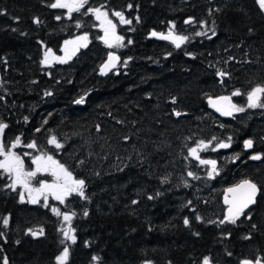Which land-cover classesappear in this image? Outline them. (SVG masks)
<instances>
[{
    "label": "trees",
    "instance_id": "16d2710c",
    "mask_svg": "<svg viewBox=\"0 0 264 264\" xmlns=\"http://www.w3.org/2000/svg\"><path fill=\"white\" fill-rule=\"evenodd\" d=\"M53 2L0 0V121L9 125L1 138L7 147L20 137L12 150L22 155L29 143L52 147L55 136L63 147L54 153L85 180L87 197L69 199L76 243H61V216L43 201L21 202L20 188L8 187L12 179L0 169V264L4 257L57 264L65 246L66 264L264 263V156L251 160L244 148L251 137L264 155V108L247 101L264 87V12L255 0H88L70 17ZM101 6L132 21L117 22L122 61L107 74L99 68L113 48L87 12ZM172 24L188 37L179 48L150 35ZM81 33L90 41L76 55L41 63L48 49L59 52ZM220 64L225 77L217 75ZM221 93L245 111H213L207 98ZM200 141L210 142L206 155L219 163L211 177L212 166L189 154ZM248 177L261 187L256 203L235 224H221L225 188ZM41 229L35 237L29 231Z\"/></svg>",
    "mask_w": 264,
    "mask_h": 264
},
{
    "label": "snow or ice",
    "instance_id": "6c2138e0",
    "mask_svg": "<svg viewBox=\"0 0 264 264\" xmlns=\"http://www.w3.org/2000/svg\"><path fill=\"white\" fill-rule=\"evenodd\" d=\"M256 4L259 6V9L264 12V0H255ZM88 3V0H55V2L49 4V7L53 9H67V12L69 14V17L71 16V13L73 12H79L82 8L85 7V5ZM129 8L132 7L131 4L128 5ZM103 6L97 7V8H88L87 12H90L95 15V18L99 21H101L102 27H104V42L108 45V47L113 46H123V37L116 35V25L112 23V21L108 18L109 13L108 11L102 10ZM211 9L209 10V14L211 15ZM115 17L119 18L120 23L122 24H131V20L126 19L123 12L115 11L112 13ZM57 20L61 19L60 16L56 17ZM139 18L137 17V21ZM35 23L39 24L40 21L36 19L34 21ZM192 19L186 20L185 23H192ZM215 22L213 21V24ZM104 25H107L106 27ZM77 27H79V24H77ZM175 28V25L172 24V29ZM15 31V29H13ZM152 36H156L159 39L163 40H170L177 48H179L185 41L188 40L187 36L183 35H177L172 31L171 29L165 35L164 33H157L153 31L151 33ZM196 35H207L206 32H197ZM213 35H215V31L213 29ZM87 35L81 36L78 38L79 43L76 41H65V56L70 59L72 55H75L76 50H78L79 47H86L87 46ZM211 39V37H209ZM131 43V41H129ZM74 44L76 45L75 48L71 52L68 51L67 45ZM51 59L57 60L59 63H65L66 59L62 57H54L51 49H48L44 53V58L41 61L44 65H49ZM119 57L114 55L113 53L108 54V61L101 67L100 71L101 74H107L109 70L116 67V63L118 62ZM217 75L219 77H225L228 75V73L224 71H218ZM233 96H239L241 95V92L239 90H236L232 93ZM264 95V87L262 86H256L253 88L250 92L247 93V101H248V107L249 108H256V107H262L264 108V103H261V97ZM175 102V101H173ZM77 104L83 103V98L76 101ZM209 104L216 109V111L220 112L221 115L225 116H231L233 112H243L245 109L243 107H237L235 104L231 102L230 97H219L217 100H209ZM177 116L181 115V113L176 112ZM27 119V118H25ZM9 125L7 123H4L3 121H0V137L3 136L5 129H7ZM39 131V129H37ZM215 139V138H213ZM231 139V138H229ZM49 144L54 145L57 149L63 147L62 144H60L55 136H52L49 141ZM21 144L20 137H16L15 141L10 145L7 146L3 143L2 140H0V156H3L4 159L0 160V169H3V171L7 174H9L10 177H12V183L8 185V187H11L13 190L16 189L17 185L22 186L29 195V201L31 203H37L39 196L33 195V192H36L38 194L43 195L45 191L51 192V194L54 196V198L61 203L64 202L65 198L72 193L78 194L82 198H86L85 196V186L86 182L83 179H74L72 177V173L67 170V168L64 167V165L59 164L57 161L53 160L51 156H47L46 158L44 156L36 157L33 160V163L36 164V171H24V162L21 159L19 155H17L12 149L16 148ZM210 142L205 143L204 141H200L195 148L189 149V154L200 161L201 164H210L212 166V171L209 172V177L212 176L213 173L216 172V161L215 160H203L199 156V150H204L209 148ZM230 144L228 143H220L218 145L219 148H228ZM28 148H35L36 144L29 143L26 145ZM244 147L246 149H251L253 147V141L251 139L244 141ZM213 150H216L213 148ZM27 155V153H25ZM252 160H260L262 157L259 154L252 155L250 157ZM51 168L52 175L56 177L57 181H60L63 179V183H53V184H42V187L39 189H32L29 186V180L30 178L34 177L36 175V172L39 171H49ZM189 176H194L192 172L188 173ZM260 189L258 188L257 184L254 183L251 180L245 179L241 181L239 184H237L235 187H231L227 189V193L231 194V196L226 195L224 198V203L228 205L227 214L225 215L224 219L220 221L221 224L225 223L227 221L228 223L235 224L236 221L242 216L245 215V212L251 205H254L256 203V196ZM20 200L21 202L24 201V193L21 192L20 194ZM152 197H149L151 199ZM47 200V196H45V201ZM133 203H136V201H133ZM47 206V204H45ZM52 211L57 215H63V220L65 222H68L67 228H62L60 231L63 235V240L61 243H64V241H71L73 244L76 243V236H75V229L71 227V220L73 218L72 215H69L68 213H63L53 208ZM85 215H87V212H85ZM248 218L250 219L251 216L249 215ZM197 219H200V217H197ZM9 223L7 218L3 219L4 226H7ZM185 225L189 223L188 219L186 218L184 221ZM253 228L256 227V225H252ZM31 235L34 237L37 235H43V229L39 230V232H35L32 230H29ZM3 233H0V236H2ZM250 237H245V239H249ZM230 255V253H229ZM69 257V248L67 246L64 247L62 253L56 257L57 264H66V261ZM94 261L98 260L99 257L93 256L92 258ZM3 264H9L7 257L3 258ZM203 264H211V261L208 257H205L203 259ZM242 264H261L260 259H256L254 262L252 260H244L242 261Z\"/></svg>",
    "mask_w": 264,
    "mask_h": 264
},
{
    "label": "rangeland",
    "instance_id": "374dc122",
    "mask_svg": "<svg viewBox=\"0 0 264 264\" xmlns=\"http://www.w3.org/2000/svg\"><path fill=\"white\" fill-rule=\"evenodd\" d=\"M94 8H97V7H94ZM102 10H105V11H108L107 9H105V8H102ZM113 12H115V11H113ZM113 12H109L108 11V13H109V16H108V18L112 21V23L113 24H115L116 25V29H115V31H116V35H118V36H121L120 35V33L118 32V24H117V22L119 21V18L118 17H115L114 15H112V13ZM120 22V21H119ZM105 27L107 26V25H104ZM97 27H98V29H100V35L102 36V39H103V42H104V37H105V33H104V27H102V25H101V21H99L98 20V23H97ZM172 31H173V29H171ZM84 35H87V43H89V41H90V35H88V34H86V33H81V34H78V35H76V36H74V37H72L71 39H69V40H66V41H76L77 43H79V41H78V38L79 37H81V36H84ZM122 37V36H121ZM105 43V42H104ZM107 45V44H106ZM108 46V45H107ZM76 47V45H74V44H69V45H67V49H70V52L73 50V48H75ZM82 47H79L78 48V50H76V52H75V55L77 54V52L81 49ZM109 48H113V49H111V50H116V51H118V46H113V47H109ZM60 57H62V58H65L66 56H65V48H64V50H62L60 53ZM74 55H72L71 57H73ZM66 59H68L67 57H66ZM225 70H226V65H224V64H220V65H218V67H217V71H224L225 72ZM230 96V98H231V102L234 104V102H233V98H232V96L231 95H229ZM235 105L237 106V107H242V106H240V104H238V103H235ZM0 140H2V138L0 137ZM205 143H207V142H205ZM195 147H197V146H194V147H192V148H195ZM25 150H23V152L21 153L22 155H19L17 152H15L14 150H12V151H14L17 155H19L20 157H21V159L23 160V162H24V171L25 172H28V171H36V164H34L33 163V160L36 158V157H40V156H44L45 158L47 157V156H51L52 158H53V160H55V161H57L59 164H62V165H64V167L65 168H67V170L69 171V172H71L72 173V177L74 178V179H80V178H78L77 177V175L69 168V166H68V164H67V162H65L62 158H61V156L60 155H58L57 153V155L54 153L57 149H56V147L54 146V145H52V147H50V146H47V145H45L44 143L43 144H40V145H36V147L35 148H28V147H25L24 148ZM198 151H199V156H200V158L201 159H203V160H213L214 158L213 157H209V156H207L206 155V152H208L209 151V149L207 148V149H204V150H199L198 149ZM25 153H27V155H25ZM4 159V157L3 156H1V160H3ZM26 159H29V162H28V164L30 165V166H27L26 165ZM198 162H199V164L200 165H202V166H204V165H208L207 166V168H209V165L210 164H201L200 163V161L199 160H197ZM218 162H216V169L218 168ZM204 168V167H203ZM206 168V169H207ZM205 169V168H204ZM212 170V169H211ZM202 174V173H201ZM11 179H12V177H11ZM199 179H202V177L201 176H198V181H200ZM63 183V179H61L60 181H57L56 180V177L55 176H53L52 175V172H51V168H50V170L49 171H39V172H36V175L34 176V177H32V178H30V180H29V186L32 188V189H39V188H41L42 187V184H53V183ZM17 187H19L20 188V191L21 192H23L24 193V200H29V195H28V192L22 187V186H20V185H17ZM86 188V187H85ZM33 195H38L39 196V199H38V202H40V201H43V203H45V204H50L51 206H52V208H56V209H58L60 212H61V214H63V213H68L69 215H72V216H74V211H72V210H69V209H67V205H68V201H69V199L70 198H72V197H76V196H79L78 194H76V193H72L71 195H69V196H67L66 198H65V200H64V202L63 203H61L60 201H58V200H56L55 198H54V196L51 194V192H48L47 190L45 191V193L43 194V195H41V194H38V193H36V192H33L32 193ZM45 196H47V200L45 201ZM85 196L87 197V192H86V189H85ZM61 216V220H62V227L63 228H67L68 227V222H65L64 220H63V215H60ZM70 224H71V227L74 229V227H73V225H72V220H71V222H70ZM75 234V233H74ZM62 253V252H61Z\"/></svg>",
    "mask_w": 264,
    "mask_h": 264
},
{
    "label": "water",
    "instance_id": "95a60500",
    "mask_svg": "<svg viewBox=\"0 0 264 264\" xmlns=\"http://www.w3.org/2000/svg\"><path fill=\"white\" fill-rule=\"evenodd\" d=\"M153 31H155V32H157V33H164L165 35H167V33H168L167 31H159V30H152L151 33H152ZM150 35H151V34H150ZM151 36H152V35H151ZM64 46H65V43H64ZM109 53H113L114 55H116L117 57H119V60H118V62L116 63V67H115V68H112V69L109 70L107 73H109V72H111V71H114V70L120 65V63H121V61H122V55L120 54V52L115 51V50H110V51L107 53L106 58L104 59V61H103V62L101 63V65H100V68H99V72H100V73H101V71H100L101 67H102V66L108 61V54H109ZM54 57H58V55H54ZM223 96L229 97L228 94H226V93H221V94H217V95H210V96H208V98H207L208 104H209V100H210V99H212V100H217L219 97H223ZM209 107H210L213 111H215V112L221 114L220 112L216 111V109L213 108L210 104H209ZM223 116H225V115H223ZM51 137H52V136H51ZM249 139H251V140L253 141V147H252L251 149H246L245 147H244V148H245L246 151L251 152L250 157H251L252 155L259 154V155L263 158L264 155H263V153H262L261 151H254V149H255V141H254L253 138L248 137V138H246L244 141L249 140ZM262 158H261L260 160H262ZM250 159H251V158H250ZM251 160H252V159H251ZM260 160H254V161H260ZM245 179H248V180L253 181L254 183L257 184L258 188L260 189V191L258 192V194H257V196H256V201H257V198H258V196H259V194H260V192H261V187H260V185L258 184V182H256L254 179L248 177V178H243V179H241L240 181H238V182H236V183H234V184H231V185H229V186H227V187L225 188L224 193H223V203H224V198H225L226 195L231 196V194L227 193V189H228V188H231V187H235L237 184H239L241 181H243V180H245ZM224 204H225V203H224ZM225 205H226L225 214H227L228 205H227V204H225ZM251 206H252V205H251ZM251 206H250V207H251ZM250 207H249V208H250Z\"/></svg>",
    "mask_w": 264,
    "mask_h": 264
},
{
    "label": "flooded vegetation",
    "instance_id": "af4514ba",
    "mask_svg": "<svg viewBox=\"0 0 264 264\" xmlns=\"http://www.w3.org/2000/svg\"><path fill=\"white\" fill-rule=\"evenodd\" d=\"M64 48H65V46H63V47L60 49V51L57 52V53H58V54H57L58 57H60V54H59V53H60L62 50H64ZM68 51L70 52V49H68ZM52 53H55V52L52 51ZM65 59H66V57H65ZM66 60H67V59H66ZM54 62H58V61L55 60V59H51V58H50L49 65H46V66H48V67H49V66H52ZM254 151H257V150L254 149ZM247 152H249V151H247ZM261 152H262V151H261Z\"/></svg>",
    "mask_w": 264,
    "mask_h": 264
}]
</instances>
